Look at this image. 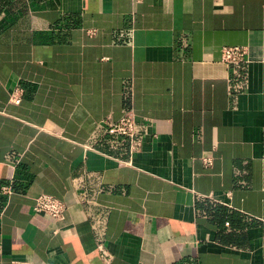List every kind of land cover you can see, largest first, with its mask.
Wrapping results in <instances>:
<instances>
[{"label":"crops","instance_id":"1","mask_svg":"<svg viewBox=\"0 0 264 264\" xmlns=\"http://www.w3.org/2000/svg\"><path fill=\"white\" fill-rule=\"evenodd\" d=\"M129 107L134 135L109 133ZM40 193L62 219L32 211ZM13 259L264 264V0H0Z\"/></svg>","mask_w":264,"mask_h":264},{"label":"built area","instance_id":"2","mask_svg":"<svg viewBox=\"0 0 264 264\" xmlns=\"http://www.w3.org/2000/svg\"><path fill=\"white\" fill-rule=\"evenodd\" d=\"M245 49L239 46H226L221 50V59L225 62L238 61L244 58ZM9 100L12 103H19L20 101V88L16 87L12 92ZM107 131L111 134H119L128 137H132L135 131V113L133 108L126 109L124 114L117 121L107 122ZM205 165L212 163V156L210 154H204L201 157ZM1 192L9 195L12 192V188L9 184L1 186ZM66 206L64 202L57 197L40 193L35 197L32 211L34 213L45 214L53 220H60L64 217ZM10 264H32L27 260H11Z\"/></svg>","mask_w":264,"mask_h":264}]
</instances>
